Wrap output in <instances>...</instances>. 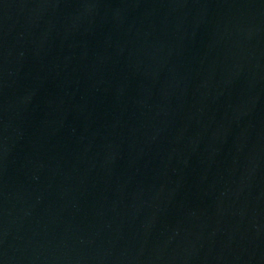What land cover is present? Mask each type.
<instances>
[{"label":"water","instance_id":"95a60500","mask_svg":"<svg viewBox=\"0 0 264 264\" xmlns=\"http://www.w3.org/2000/svg\"><path fill=\"white\" fill-rule=\"evenodd\" d=\"M0 264H264V0H0Z\"/></svg>","mask_w":264,"mask_h":264}]
</instances>
